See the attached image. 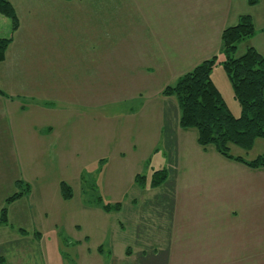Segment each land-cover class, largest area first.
<instances>
[{"label":"rangeland","instance_id":"obj_1","mask_svg":"<svg viewBox=\"0 0 264 264\" xmlns=\"http://www.w3.org/2000/svg\"><path fill=\"white\" fill-rule=\"evenodd\" d=\"M12 1L21 8L18 29L0 14V38L11 39L7 50L15 43L0 64L6 93L0 97V213L9 196L24 192L19 181L31 191L8 205L0 264H264V167L214 177L202 160L220 155L212 146L202 149L196 128L164 129V109L175 115L176 99L163 89L213 56L212 78L241 115L221 47L204 46L198 36L180 52L165 53L169 63L155 70L153 57L140 60L123 45L112 51L105 31L85 30L95 25L96 0H72L70 12L88 26L73 20L69 37L67 2ZM257 8L255 15L264 14V3ZM255 19L262 28L260 16ZM175 33L166 31L165 39L176 41ZM23 107L26 113L14 118ZM9 119L12 127L5 125ZM48 126L52 132L42 134ZM231 153L255 159L264 153V137ZM163 168L169 179L155 189L153 173ZM63 183L71 188L68 198ZM98 195L121 207L103 209Z\"/></svg>","mask_w":264,"mask_h":264},{"label":"trees","instance_id":"obj_2","mask_svg":"<svg viewBox=\"0 0 264 264\" xmlns=\"http://www.w3.org/2000/svg\"><path fill=\"white\" fill-rule=\"evenodd\" d=\"M251 4L257 0H249ZM0 14L12 20V29L19 27V19L14 5L10 0H0ZM256 33L254 19L249 14L239 17L238 23L224 29L221 36V51L225 55L222 65L231 82L234 96L242 107L240 116H235L226 103L220 89L212 78V72L217 64V56L205 59L193 69L187 71L174 83L167 85L162 93L165 97H175L176 114L170 109L165 113L164 129L181 127L182 129L196 128L197 142L207 149L213 146L223 157L243 163L251 168L264 167V153L257 158L247 160L241 155L231 153L233 146L250 149L258 137H264V55L250 46L237 56L239 45ZM11 39L0 38V61ZM1 95L6 93L0 89ZM167 168L153 173L151 187H160L169 179ZM136 181L142 187L146 186L147 178L138 174ZM24 192H16L6 199V205L0 213V226L9 224L8 205L22 198L31 191L28 183ZM64 196L70 197L71 188L62 184ZM95 203L103 209H119L121 203H105L101 195ZM1 262L4 261L0 258Z\"/></svg>","mask_w":264,"mask_h":264},{"label":"crops","instance_id":"obj_3","mask_svg":"<svg viewBox=\"0 0 264 264\" xmlns=\"http://www.w3.org/2000/svg\"><path fill=\"white\" fill-rule=\"evenodd\" d=\"M53 1L54 3L57 1L58 5H61L62 3L65 5L67 2V13L70 12L69 5L73 2L72 0ZM11 2L17 10L19 17H21V8L17 7L12 0ZM261 3H264V0H257V3L255 4H251L249 0H96L95 25L94 27L90 25V27L85 28V30L90 31L93 28L96 34L105 31L104 37L110 36L112 39V51H120V47L123 45L124 47L122 48L128 47L129 51L136 52L139 55L140 60L142 58V54L153 57L154 62L151 66L154 68L151 69L156 70V66L158 70L159 66H166L169 63L168 57L165 53L175 51L176 53L177 51L180 52L182 49L181 44H183L184 41L193 42L194 38L198 36L205 38L203 43L204 46L209 47L212 44V41H215L217 46L215 50H220L221 36L224 29L237 24L241 15L249 14L254 19L256 33L250 39L243 41L240 44L239 49H241V53H243L248 47L252 46L264 55V14L261 13L255 15L253 13V10L258 9L257 7H259ZM167 5H170L171 7L166 8ZM151 6H155L154 9ZM61 9L63 10V8ZM153 11H155V15L153 14ZM169 12H171V14L167 15ZM72 13L70 12L68 14L74 18H71L67 14V37L71 36L70 30L72 28V21L81 22L78 20H82V18H75L77 14L73 13V16ZM255 16H260L261 22L263 23L262 28H259V20L255 21ZM81 17L85 18V14ZM167 18L171 19L166 20ZM166 21H172L174 23L170 26L169 24L164 23ZM63 25L66 26V24ZM81 26H88V24L83 21V24L81 22ZM169 28L176 30L174 35V38L176 37V41L165 39V32H169ZM160 38H164V40H161ZM168 44L175 45L169 48ZM14 46L15 43H13L7 50V57L5 61L0 62V64L9 61L8 58L10 57V53L15 51ZM192 48L194 47L189 44L186 45L187 50ZM96 49L99 50V52H104L102 51L104 49L103 46H98ZM162 54L164 55L161 56ZM156 56L159 57L155 59L154 57ZM198 64L199 63L196 62V65ZM142 66L146 67L145 64H142ZM23 68L26 67L24 66ZM0 97L5 99V96L3 95H0ZM6 99H8L7 96ZM23 109L24 107L22 110ZM21 113L25 114L26 112L24 110L19 111L16 113L14 118ZM5 125H10V127H12V120H7ZM13 127L17 129V125H15V123ZM28 128L29 126L27 127V130ZM52 130V126L42 128V134H47L52 132ZM213 149L216 153H218L214 147ZM203 150L209 151L210 149L208 147ZM213 157L202 161H205V164H208V166H212L208 173L213 174L214 177H219L220 172H226V170H230L231 168H235L236 170L249 168V166L243 163L227 159L221 155ZM153 188L156 189L158 187ZM159 260L160 258L155 256L154 261L159 262ZM141 261L143 262H141V264H145L146 262V260L143 259ZM148 262L150 263L151 261L148 260Z\"/></svg>","mask_w":264,"mask_h":264}]
</instances>
